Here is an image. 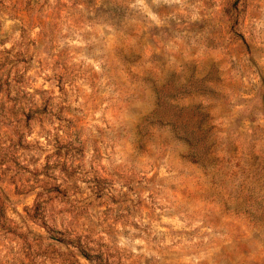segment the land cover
<instances>
[{"label": "rangeland", "instance_id": "obj_1", "mask_svg": "<svg viewBox=\"0 0 264 264\" xmlns=\"http://www.w3.org/2000/svg\"><path fill=\"white\" fill-rule=\"evenodd\" d=\"M0 264H264V0H0Z\"/></svg>", "mask_w": 264, "mask_h": 264}]
</instances>
